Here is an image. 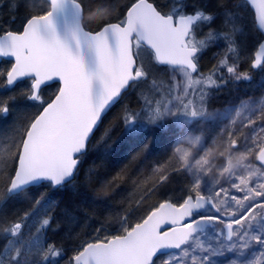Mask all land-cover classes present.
Returning a JSON list of instances; mask_svg holds the SVG:
<instances>
[{
	"label": "snow or ice",
	"instance_id": "snow-or-ice-1",
	"mask_svg": "<svg viewBox=\"0 0 264 264\" xmlns=\"http://www.w3.org/2000/svg\"><path fill=\"white\" fill-rule=\"evenodd\" d=\"M4 7L0 264H264V95L209 107L264 73V0ZM205 56L215 61L206 71ZM211 122V142L194 134ZM168 132L165 162L133 181L134 204L105 215L83 203L125 148L128 163L102 187L131 179L155 151L152 134Z\"/></svg>",
	"mask_w": 264,
	"mask_h": 264
},
{
	"label": "trees",
	"instance_id": "trees-1",
	"mask_svg": "<svg viewBox=\"0 0 264 264\" xmlns=\"http://www.w3.org/2000/svg\"><path fill=\"white\" fill-rule=\"evenodd\" d=\"M38 1H35V5H38ZM127 0H86V3L93 9L95 10L96 8L101 7L102 5H121L126 3ZM42 3V2H41ZM25 9L21 8L19 10L18 15H22L24 13ZM9 9L7 7H4L3 9H0V16L3 17L4 20L9 19ZM248 23L249 27H252V16L249 14L248 15ZM16 25H13L15 27ZM252 35H256V31L253 28ZM250 41H254L253 39H250ZM206 56L203 58L202 63H205L206 61ZM10 63L8 61L2 60L0 62V70L2 69H7L10 67ZM205 67V66H204ZM257 76H258V71H253V79L251 82H244L240 84L239 90L240 92H244L245 95H249L251 92H254V90L257 92L258 88L256 86L257 83ZM111 119V114L108 117V120ZM107 120L105 121V124H107ZM5 128H8V124L6 123H0V130H6ZM102 134L101 132L97 133V136ZM120 132L117 129L115 134H114V139L119 137ZM163 135L162 133H153L152 134V139L154 140L155 144V151H153L150 155L147 156V158L143 161L141 164H136L135 162L130 166V175L131 179H128L125 177L124 180L118 181V186L115 187L114 191L102 187L101 185L106 179H110L112 176L116 174L117 171L126 163H128V159H130L129 155V149L125 148L124 152L121 154V156L115 160L112 161L109 166H107L104 170L101 172V177L100 180L94 181L96 183V188L95 191L89 190L88 192V199L83 201L84 204L90 205L94 208H97L101 213L107 215L111 211H119L120 207L122 204H124L125 201H128L129 204H134L133 197L136 195V190L133 187V181L135 180H140L143 181L151 171V168H154L157 166L158 163H162V161L165 159L167 153H168V146L161 138ZM134 173V174H133ZM101 196H106L107 199L103 202H99V197ZM158 199V197L153 196L148 203H154ZM142 214V213H141ZM88 225H91V228L96 227L97 225L93 221H88L85 227L87 230H91V228H88ZM49 239L50 240H55L59 241L60 237L59 236H52L49 234Z\"/></svg>",
	"mask_w": 264,
	"mask_h": 264
},
{
	"label": "rangeland",
	"instance_id": "rangeland-1",
	"mask_svg": "<svg viewBox=\"0 0 264 264\" xmlns=\"http://www.w3.org/2000/svg\"><path fill=\"white\" fill-rule=\"evenodd\" d=\"M36 0H32L33 3H35ZM42 2V0L38 1V5H40ZM249 16H247V21H248ZM250 24V22H249ZM256 51V41H248L246 46H245V50H244V58L247 61L252 55H254ZM206 62L202 63L205 69V71L207 70V68L211 67V65L215 62L214 60H211L209 58V56H206L205 58ZM256 86L258 88V91L256 92L254 90V92H251L249 95H245L244 92H234L232 94H229L227 92L220 94L218 97L214 98L209 107L211 109H223L226 106H228L229 104L232 105H236L239 103V100L241 98L243 99H247L248 97H254V98H259L261 95H264V73L258 72V76H257V83ZM8 93L6 92V90L4 89H0V97H5ZM7 124V122H4ZM219 125H217L215 122H211V123H204V124H197V125H193V132L194 134H202L204 137H206L208 139L209 142H211L212 138L216 135V131L218 130ZM7 130V128H5ZM163 138V140H165L167 146H168V153H169V149L172 146L171 142L173 139V134L171 132H168L167 134H163L161 135ZM224 145L222 143H217L216 145L213 146V151L216 154H219V152H221L223 150ZM167 153V155H168ZM166 155V157H167ZM165 159L162 161V163L165 162ZM254 182H262V181H257L254 178ZM238 196L242 195L241 193H236ZM209 207V206H208ZM230 255V254H229Z\"/></svg>",
	"mask_w": 264,
	"mask_h": 264
},
{
	"label": "water",
	"instance_id": "water-1",
	"mask_svg": "<svg viewBox=\"0 0 264 264\" xmlns=\"http://www.w3.org/2000/svg\"><path fill=\"white\" fill-rule=\"evenodd\" d=\"M4 60V61H8V62H11L10 61V58H5V57H0V62ZM255 71V70H254ZM208 208V205H206V209ZM202 212L205 211V210H201Z\"/></svg>",
	"mask_w": 264,
	"mask_h": 264
},
{
	"label": "bare ground",
	"instance_id": "bare-ground-1",
	"mask_svg": "<svg viewBox=\"0 0 264 264\" xmlns=\"http://www.w3.org/2000/svg\"><path fill=\"white\" fill-rule=\"evenodd\" d=\"M256 72V71H255Z\"/></svg>",
	"mask_w": 264,
	"mask_h": 264
}]
</instances>
